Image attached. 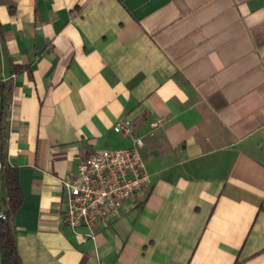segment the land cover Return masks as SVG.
<instances>
[{
  "label": "crops",
  "instance_id": "0c3cea01",
  "mask_svg": "<svg viewBox=\"0 0 264 264\" xmlns=\"http://www.w3.org/2000/svg\"><path fill=\"white\" fill-rule=\"evenodd\" d=\"M0 85L21 264H264V0H0ZM118 123L150 186L76 237L61 178Z\"/></svg>",
  "mask_w": 264,
  "mask_h": 264
},
{
  "label": "built area",
  "instance_id": "2783aa9c",
  "mask_svg": "<svg viewBox=\"0 0 264 264\" xmlns=\"http://www.w3.org/2000/svg\"><path fill=\"white\" fill-rule=\"evenodd\" d=\"M161 123V119L151 122V133ZM113 129L132 136V147L95 150L79 161L75 171L61 178L65 202L63 224L82 239L94 240L111 212L150 186L140 151L144 146L143 137L134 136V128L129 124L118 123ZM3 140L4 128L0 132V152H3Z\"/></svg>",
  "mask_w": 264,
  "mask_h": 264
},
{
  "label": "trees",
  "instance_id": "16d2710c",
  "mask_svg": "<svg viewBox=\"0 0 264 264\" xmlns=\"http://www.w3.org/2000/svg\"><path fill=\"white\" fill-rule=\"evenodd\" d=\"M5 89L3 85H0V95ZM6 90H9V88ZM0 132L3 133L2 115H0ZM1 144V148H3L4 140ZM0 157L2 160L0 184L4 190V198L0 199V205L2 206L0 216V264H21L11 223L12 216L22 204L23 193L18 182V169L5 164L2 150Z\"/></svg>",
  "mask_w": 264,
  "mask_h": 264
},
{
  "label": "rangeland",
  "instance_id": "374dc122",
  "mask_svg": "<svg viewBox=\"0 0 264 264\" xmlns=\"http://www.w3.org/2000/svg\"><path fill=\"white\" fill-rule=\"evenodd\" d=\"M2 193H3V188L2 186H0V198L2 197ZM2 208V206L0 205V209Z\"/></svg>",
  "mask_w": 264,
  "mask_h": 264
},
{
  "label": "water",
  "instance_id": "95a60500",
  "mask_svg": "<svg viewBox=\"0 0 264 264\" xmlns=\"http://www.w3.org/2000/svg\"><path fill=\"white\" fill-rule=\"evenodd\" d=\"M0 173H1V171H0ZM0 216H1V209H0Z\"/></svg>",
  "mask_w": 264,
  "mask_h": 264
}]
</instances>
